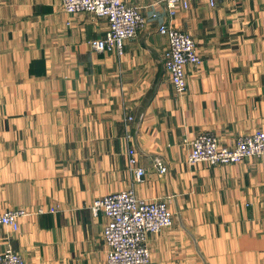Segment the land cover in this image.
<instances>
[{
	"label": "crops",
	"instance_id": "0c3cea01",
	"mask_svg": "<svg viewBox=\"0 0 264 264\" xmlns=\"http://www.w3.org/2000/svg\"><path fill=\"white\" fill-rule=\"evenodd\" d=\"M126 1L146 24L119 55L90 43L105 37L107 17L69 13L61 0H0V205L28 211L18 230L0 224V253L107 264L108 219L92 203L133 188L174 214L149 236L150 264H264V155L188 159L200 133L232 146L264 131V0H194L174 17L161 0ZM162 23L197 43L201 62L187 65L183 94L164 65ZM131 145L147 170L141 183Z\"/></svg>",
	"mask_w": 264,
	"mask_h": 264
},
{
	"label": "built area",
	"instance_id": "2783aa9c",
	"mask_svg": "<svg viewBox=\"0 0 264 264\" xmlns=\"http://www.w3.org/2000/svg\"><path fill=\"white\" fill-rule=\"evenodd\" d=\"M169 17L178 9L188 8L194 0H161ZM214 7L222 0H204ZM69 13L91 12L107 17L109 29L104 38L92 39L91 45L97 51L117 52L123 55L127 39L137 35L146 24L141 9L126 0H61ZM155 17L156 14H153ZM159 32L168 37V48L164 53V65L172 84L179 94L188 89L186 67L198 65L201 57L194 37L171 23H162ZM264 155V131L239 137L235 145H221L216 134L203 132L191 141L189 161L208 162L212 165L238 163L247 157ZM129 168L134 181H144L147 170L138 164L137 151L133 145L128 148ZM160 173H166L167 165L162 158L155 159ZM95 214L102 212L107 217L104 239L109 247L107 264H150L152 255L148 245L149 236L161 232L174 223V214L169 203L163 199H147L136 194L133 188L109 193L92 203ZM47 211L39 208L38 213ZM28 214L25 209H3L0 205V224L19 229V218ZM0 264H26L24 257L12 248L0 253Z\"/></svg>",
	"mask_w": 264,
	"mask_h": 264
}]
</instances>
